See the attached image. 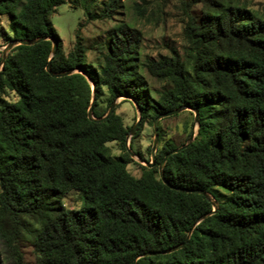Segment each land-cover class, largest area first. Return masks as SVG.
I'll return each mask as SVG.
<instances>
[{
    "label": "trees",
    "instance_id": "1",
    "mask_svg": "<svg viewBox=\"0 0 264 264\" xmlns=\"http://www.w3.org/2000/svg\"><path fill=\"white\" fill-rule=\"evenodd\" d=\"M191 1L201 13L187 14L184 52L172 48L143 62L164 83L152 97L138 71L135 28L114 27L96 69L78 32L63 51L50 14L64 0H0L10 30L3 44L44 36L11 47L0 68V264L1 246L13 264H24L18 240L25 234L34 264H133L135 257L137 264H264V19L242 0ZM116 5L104 1L95 16H110ZM50 38L51 70L86 71L96 117L105 113L96 107L101 86L109 101L131 96L140 123L182 104L197 110L193 138L167 156L162 173L174 185L205 190L214 211L198 219L211 201L159 178L157 164L184 142H164L139 176L127 171L129 128L114 110L87 117L91 86L83 74L45 70ZM7 91L16 98L6 99ZM110 140L121 154H110ZM72 189L80 208L61 201Z\"/></svg>",
    "mask_w": 264,
    "mask_h": 264
},
{
    "label": "rangeland",
    "instance_id": "2",
    "mask_svg": "<svg viewBox=\"0 0 264 264\" xmlns=\"http://www.w3.org/2000/svg\"><path fill=\"white\" fill-rule=\"evenodd\" d=\"M107 0H64L57 5L50 14L55 32L62 39V48L66 54L72 47L76 32L85 46V59L98 69L101 62V52L106 50L110 33L118 24H126L139 32V44L135 51L138 71L143 75L147 90L152 97L157 96V89L162 88L163 82L151 76L145 70L143 62L148 58H157L160 54L170 53L176 48L181 53L185 50L184 25L187 14L196 18L200 16L201 5L191 0H116V7L108 17H97L103 2ZM242 3L256 15L264 19V0H242ZM84 6L89 11H84ZM3 30L9 32L8 15L0 14V43ZM4 45L3 43L1 46ZM109 93L105 86H101L96 107L106 111L111 101H114L113 110L120 115L125 126L130 128L138 119V111L134 103L125 96L114 97L109 101ZM5 98H16L12 91H7ZM193 125L192 111L182 109L175 114L164 116L157 123V141L155 154L159 152L164 142L170 141L178 145L188 138ZM152 118L147 117L138 123L131 136L127 137L126 145L135 155L126 164L127 171L137 177L140 175L145 162L150 161L151 145L153 140ZM112 156L122 153L116 140L106 142ZM66 207L80 208L82 197L75 190H69L61 197ZM24 264H34L35 252L30 237L25 234L18 240ZM3 264H13L5 247L1 246Z\"/></svg>",
    "mask_w": 264,
    "mask_h": 264
},
{
    "label": "water",
    "instance_id": "3",
    "mask_svg": "<svg viewBox=\"0 0 264 264\" xmlns=\"http://www.w3.org/2000/svg\"><path fill=\"white\" fill-rule=\"evenodd\" d=\"M41 38H44V36H38V37H35V38H29V39H9L6 43H4V45L0 46V68H1V65L3 64L4 60H5V57L7 55V52L10 50L11 47H13L14 45L18 44V43H22V44H31V43H34L36 42L37 40L41 39ZM51 40V48H50V56L48 58V61L45 65V70L48 71L51 75L53 76H61L63 74H67V73H70L71 71H78L80 72L81 74H83L90 82V86H91V99H90V102H89V105H88V108H87V117L89 119H93V120H102L104 119L112 110H113V105H114V101H111V103L109 104L107 110L105 111V113L99 117H96L93 115V112H92V109H93V102H94V84L92 82V80L90 79L89 75L86 73V71L84 69H81L79 67H75V68H68V69H65V70H61V71H52L51 68H50V58L51 56L53 55L54 51H55V41L53 38H50ZM121 96H125V97H128L135 105L137 111H138V119L136 120V122L129 128L127 134H126V140H127V137L131 136L132 133L134 132V130L136 129V126L138 125L139 121H140V110L136 104V102H134L133 98L127 94H120ZM119 96V95H118ZM117 97V96H116ZM190 109L192 110L193 112V125H197V121H198V113H197V110L195 108H191L187 105H179L177 107H174V108H171V109H168V110H165V111H162V112H159L155 115V117L153 118L152 120V127H153V140H152V145H151V152H150V161H146L145 164L147 167H150L154 164V161H155V145H156V141H157V123H158V120L164 116H168V115H171V114H175L177 112H179L180 110L182 109ZM193 135H194V130L191 129L189 135H188V138L186 139V141L172 149H170L169 151H167L164 156L162 157V159L160 160V162L157 164V169H158V175H159V178L161 179V181L167 185L168 187L170 188H173V189H176V190H180V191H191V192H198V193H202L207 199H209L211 201V204H212V208L211 210L201 214L198 219H201L203 217H205L207 214L211 213L212 211L215 210L216 208V201L203 189L201 188H193V187H183V186H178V185H174L172 183H170L168 180L165 179V177L163 176V173H162V166L164 164V161L166 160L167 156L169 154H171L172 152H176L178 151L180 148L184 147L185 145H187V143L189 141H191V139L193 138ZM127 147V145H126ZM127 150L129 152V154L132 156V155H135V153L130 150L128 147H127ZM183 243H178L176 245H173L171 247H168L166 249H163V250H159L158 252H169L171 250H174L178 247H180ZM149 253H154V252H151V251H148V252H145V254H149ZM133 264H137L136 263V257L133 259Z\"/></svg>",
    "mask_w": 264,
    "mask_h": 264
},
{
    "label": "crops",
    "instance_id": "4",
    "mask_svg": "<svg viewBox=\"0 0 264 264\" xmlns=\"http://www.w3.org/2000/svg\"><path fill=\"white\" fill-rule=\"evenodd\" d=\"M2 42L0 43V46H1Z\"/></svg>",
    "mask_w": 264,
    "mask_h": 264
}]
</instances>
